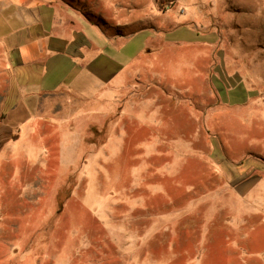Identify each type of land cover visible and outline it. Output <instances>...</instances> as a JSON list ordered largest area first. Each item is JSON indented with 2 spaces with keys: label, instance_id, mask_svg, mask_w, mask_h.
<instances>
[{
  "label": "rangeland",
  "instance_id": "374dc122",
  "mask_svg": "<svg viewBox=\"0 0 264 264\" xmlns=\"http://www.w3.org/2000/svg\"><path fill=\"white\" fill-rule=\"evenodd\" d=\"M62 1L148 31L31 102L0 50V264H262L264 0Z\"/></svg>",
  "mask_w": 264,
  "mask_h": 264
},
{
  "label": "crops",
  "instance_id": "0c3cea01",
  "mask_svg": "<svg viewBox=\"0 0 264 264\" xmlns=\"http://www.w3.org/2000/svg\"><path fill=\"white\" fill-rule=\"evenodd\" d=\"M101 18L77 13L62 0H0V50L23 101L65 89L89 91L125 66L120 52L104 54L102 42L116 45L117 39L127 42L148 30L109 35L101 25L106 17ZM127 56L129 62L137 57ZM260 259L264 264L263 254Z\"/></svg>",
  "mask_w": 264,
  "mask_h": 264
}]
</instances>
